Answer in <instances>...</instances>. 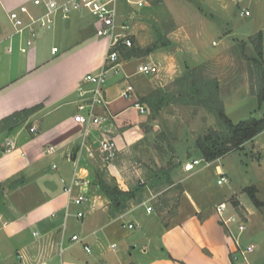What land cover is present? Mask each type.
I'll return each mask as SVG.
<instances>
[{
  "label": "crops",
  "instance_id": "1",
  "mask_svg": "<svg viewBox=\"0 0 264 264\" xmlns=\"http://www.w3.org/2000/svg\"><path fill=\"white\" fill-rule=\"evenodd\" d=\"M135 1L117 4V20L130 23L141 52L121 56L120 73L108 77L107 107L98 109L106 121L86 140L94 153L89 157L72 117L77 88L86 74L100 70L106 50V42L96 36V22L86 12L60 15L54 30L41 32L27 46L28 33L14 35L8 13L29 5V0H0V264L10 259L15 264H233V240L214 207L203 210L194 201L189 215L168 225L156 212V204L150 205L154 196L147 197L145 189L119 182L122 191L134 196L114 206L92 183L100 167L101 140L110 138L118 150H127L146 133L144 114L133 107L138 99L135 88L129 99L120 96L135 74L130 73V64L136 61L138 67L166 60L171 65L181 53L170 45L166 51L154 48L143 53L145 36L134 22ZM147 3L151 8L147 13L154 16V6ZM91 24L94 36L87 33ZM192 46L198 51L196 42ZM52 48L57 51L53 53ZM25 110H31L25 120L11 127L8 118ZM7 141L15 146L8 152ZM73 174L90 181L89 192L95 200L94 209L81 220L74 217L79 208L68 204L60 181H68ZM147 206L153 208L150 213ZM67 207L70 216L65 219ZM73 235L78 242H71Z\"/></svg>",
  "mask_w": 264,
  "mask_h": 264
},
{
  "label": "rangeland",
  "instance_id": "2",
  "mask_svg": "<svg viewBox=\"0 0 264 264\" xmlns=\"http://www.w3.org/2000/svg\"><path fill=\"white\" fill-rule=\"evenodd\" d=\"M153 1L147 4L154 6V16L145 5L134 7V22L145 36L144 50L166 51L170 45L181 53L171 65L155 61L158 72L153 76L138 74L136 61L130 64V73L135 74L128 83L144 106L146 133L132 148L118 150L112 161L101 158L92 183L104 180L109 186L120 187V182L145 189L147 197L154 196L150 205L156 204V212L168 225L189 215L194 201L203 210L230 203L246 219V229L239 236L241 247H255L249 264H264V212L247 193L251 189L264 203V130L212 162L204 161L194 145L205 134L225 136L211 112L216 100L223 102L224 113L233 123L264 118V103L259 105L255 96L264 66L255 63L253 51L261 35L264 58V0H161L156 5ZM245 10L249 15L241 16ZM88 28L87 33L94 36L93 24ZM192 41L199 52L191 50ZM133 43L137 46L134 39ZM152 92L158 110L152 109V101L141 102ZM192 159L199 164L184 172V163ZM220 174L225 178L222 185L217 184ZM232 207L228 206V215L234 213ZM232 231L238 236L235 226Z\"/></svg>",
  "mask_w": 264,
  "mask_h": 264
},
{
  "label": "built area",
  "instance_id": "3",
  "mask_svg": "<svg viewBox=\"0 0 264 264\" xmlns=\"http://www.w3.org/2000/svg\"><path fill=\"white\" fill-rule=\"evenodd\" d=\"M121 0H29V5H20L17 9L8 13L9 21L13 27V34L18 35L27 32L29 35L26 41L27 46L34 43V39L39 36L41 32L54 30L56 19L58 16L63 15L70 17L77 12L88 13L96 22L98 28L96 36L106 41V50L103 56L101 68L96 73H88L83 78V83L77 88V104L76 111L72 117L73 122L80 127L81 130V146H86V151L89 157L94 155L93 151L87 147L86 140L91 135L94 129L106 121V117L98 113L99 108L107 107V101L104 95V87L110 74L120 73L121 64V48H131L133 46V39L131 35V26L128 21L119 22L117 4ZM137 7H143L145 1L136 0L133 2ZM241 16H248V11H242ZM11 50L9 49L8 52ZM57 48H52L55 53ZM158 67L151 63L141 64L138 67L137 73L145 76H153L157 74ZM134 95L132 85L127 84L121 91L120 96L129 99ZM133 107L140 113L144 114V106L138 101L133 102ZM34 128H30V132H34ZM15 148L13 141L6 142V151H11ZM98 154L105 161H112L116 152L118 151L115 142L110 138L101 140L98 144ZM49 152H54L53 148H49ZM264 155V149H263ZM199 164V160L192 159L183 165L184 172H191L195 166ZM55 164L52 169H56ZM62 190L68 197V204L79 208L74 214L78 220L83 219L89 211L94 209L95 200L93 195L90 194V181L87 178L78 177L75 174L67 181L61 179ZM225 178L220 174V179L217 181L218 185H222ZM231 204L227 202H220L215 206V212L219 218L221 226L226 233L233 240L234 250L231 254L233 264H249L248 256L253 253L254 245L249 244L242 248L239 241V236L245 231V221L235 210L233 214L228 215V206ZM153 210L151 206H147L146 211L150 213ZM54 217V214H52ZM70 216L69 207L66 208L64 217L65 219ZM232 226L237 229L238 236L233 234ZM132 229V225L127 226ZM33 236L38 233L33 232ZM71 242H78L77 235L70 237ZM116 245H111L115 249ZM86 253L91 250L88 246L84 245Z\"/></svg>",
  "mask_w": 264,
  "mask_h": 264
},
{
  "label": "trees",
  "instance_id": "4",
  "mask_svg": "<svg viewBox=\"0 0 264 264\" xmlns=\"http://www.w3.org/2000/svg\"><path fill=\"white\" fill-rule=\"evenodd\" d=\"M161 0H154L152 4H159ZM261 36V35H260ZM259 36L257 43H254L253 51L256 54L255 63L261 68L264 66V58L262 54L261 47V37ZM141 50L137 46L131 48H121V56H133L140 54ZM149 49L144 50L143 53H148ZM261 86L257 94H255L258 104L262 105L264 103V69L261 72ZM202 86H200L201 88ZM203 91V90H202ZM202 91L198 92L202 95ZM154 93L147 95V98H143L141 102H147L150 104L152 101V109L158 110L159 105L155 99H152ZM216 107H213L211 112L215 115L218 122L222 125V129L225 132V136L221 137L217 133L213 136V133L205 134L202 137L194 141V145L199 152L201 158L206 162H212L218 158L227 154L232 148L237 147L248 139L254 137L264 130V118H250L248 120H243L238 123H233L224 113V107L222 101L219 99L216 100ZM142 102V103H143ZM31 110H25L14 114L9 117L11 127L17 126L20 122L25 120L27 115ZM7 120V119H6ZM8 121V120H7ZM98 175V174H97ZM96 176V175H95ZM101 180V179H100ZM98 178V181H100ZM104 180L100 181L98 184V191L101 195L108 198L111 203L115 206L118 203L123 205V202L127 199H130L134 196V192H124L118 186H109V184L104 183ZM251 202L254 206L264 212V203L259 201L254 195L253 191L250 189L247 191Z\"/></svg>",
  "mask_w": 264,
  "mask_h": 264
},
{
  "label": "water",
  "instance_id": "5",
  "mask_svg": "<svg viewBox=\"0 0 264 264\" xmlns=\"http://www.w3.org/2000/svg\"><path fill=\"white\" fill-rule=\"evenodd\" d=\"M190 158H191V154H188L187 159H190Z\"/></svg>",
  "mask_w": 264,
  "mask_h": 264
}]
</instances>
